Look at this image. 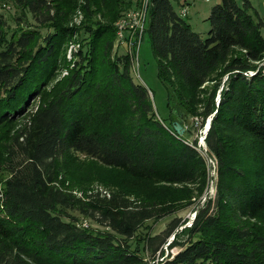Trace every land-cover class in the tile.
Segmentation results:
<instances>
[{
	"label": "trees",
	"instance_id": "1",
	"mask_svg": "<svg viewBox=\"0 0 264 264\" xmlns=\"http://www.w3.org/2000/svg\"><path fill=\"white\" fill-rule=\"evenodd\" d=\"M8 1L16 15L0 18V264H264V20L251 1L220 0L202 38L172 0H148L144 33L167 90L165 119L134 81L131 57L113 52L115 23L137 0L0 5ZM190 118L201 128L212 119L215 194L189 226L176 217L139 238L147 222L194 205L213 178L198 140L187 139ZM76 156L121 172L133 190L73 181ZM167 243L179 250L164 257Z\"/></svg>",
	"mask_w": 264,
	"mask_h": 264
},
{
	"label": "rangeland",
	"instance_id": "2",
	"mask_svg": "<svg viewBox=\"0 0 264 264\" xmlns=\"http://www.w3.org/2000/svg\"><path fill=\"white\" fill-rule=\"evenodd\" d=\"M191 3L192 7L188 10V5L186 7L188 16L181 15V3ZM220 0H172V4L175 7L176 11L191 24L192 29L199 33L202 38L207 37V32L209 30V22L207 21L210 11L213 6L218 4ZM148 0H137L131 8L125 10L122 16L116 21V41L114 44V53L118 54H128L132 59V76L134 81L145 85L150 91V96L153 98V104L158 115L162 118H168L169 109L167 106L168 97L167 90L164 84L158 79L157 76V63L153 56L151 43L148 35H145V20H146V9H147ZM194 4V5H193ZM139 10V11H138ZM16 15V10L14 5L8 1V3H2L0 5V18L7 19L8 23L12 24L13 19ZM80 20V17H79ZM143 22V24H142ZM119 29V30H118ZM121 36V37H120ZM121 39V40H120ZM119 41V42H118ZM77 46H70L71 49H75ZM70 50L68 52L67 58L71 59ZM132 54V55H131ZM67 74L66 71L63 72V75ZM210 119V118H209ZM208 119V120H209ZM208 120L205 123V126L201 128L200 121L196 118H190L186 122L185 128L190 130V135L187 139L192 142L194 139L198 140V150L205 156L208 161L209 166L211 167V176L213 177L210 182L206 194L201 197L194 205L189 206L174 215L167 216L159 221H149L146 225L138 232L139 238L143 236H153L166 229L168 224L176 217L181 218L182 220H189L186 225L189 226L194 219V214L196 209L200 208L208 198L214 196L215 194V181H216V171H215V162L211 163V159L207 158L205 153L206 145L201 142L202 136ZM201 142V143H200ZM75 160L71 163L70 172L72 174L73 181H103L105 183H110L112 185H120L124 189L130 191L133 190L135 185L129 179H126L121 172H118L114 169H108L101 167L92 163L90 160L85 159L83 156H76ZM79 218V222L82 225L90 226L93 228H99V226L88 220L84 219L82 216L77 213L74 214ZM181 230V229H180ZM173 240V237L170 238V241ZM167 243L164 246V257L168 253H176L179 248H168ZM132 246L136 247L137 243L132 242ZM142 247V244H140ZM161 260V258L159 259Z\"/></svg>",
	"mask_w": 264,
	"mask_h": 264
},
{
	"label": "crops",
	"instance_id": "3",
	"mask_svg": "<svg viewBox=\"0 0 264 264\" xmlns=\"http://www.w3.org/2000/svg\"><path fill=\"white\" fill-rule=\"evenodd\" d=\"M250 1H251L252 5L254 6V8L257 10L260 17H262V19L264 20V0H250ZM190 4L191 3H189V2L181 3V8L186 7V5H188L187 7L189 10V8L192 7V5H190ZM187 16H188V14H187ZM262 34L264 35V29L262 31Z\"/></svg>",
	"mask_w": 264,
	"mask_h": 264
},
{
	"label": "water",
	"instance_id": "4",
	"mask_svg": "<svg viewBox=\"0 0 264 264\" xmlns=\"http://www.w3.org/2000/svg\"><path fill=\"white\" fill-rule=\"evenodd\" d=\"M211 120H212L211 118L208 120V124H207L206 129H205V135H207V132H208V130L210 128ZM175 130H176L177 133H179L181 135L184 133V128H183V126L180 123H176L175 124ZM195 216H196V213L194 215V218H195Z\"/></svg>",
	"mask_w": 264,
	"mask_h": 264
},
{
	"label": "built area",
	"instance_id": "5",
	"mask_svg": "<svg viewBox=\"0 0 264 264\" xmlns=\"http://www.w3.org/2000/svg\"><path fill=\"white\" fill-rule=\"evenodd\" d=\"M204 1H209V0H204ZM181 11H182V14H183V15H185V16L187 15V10H186V8H182ZM142 24H143V22H142ZM205 137H206V135H205V132H204V136H202V138H201V142H202V143H205ZM201 142H200V143H201ZM205 145H206V144H205ZM205 151H206V149H205ZM210 162L213 163L212 160H211ZM194 215H195V214H194Z\"/></svg>",
	"mask_w": 264,
	"mask_h": 264
},
{
	"label": "bare ground",
	"instance_id": "6",
	"mask_svg": "<svg viewBox=\"0 0 264 264\" xmlns=\"http://www.w3.org/2000/svg\"><path fill=\"white\" fill-rule=\"evenodd\" d=\"M139 11V10H138ZM181 15L182 16H184L183 14H182V11H181ZM121 19V18H120ZM117 23V22H116ZM117 27V26H116ZM119 30V29H118ZM121 37V36H120ZM121 40V39H120ZM119 42V41H118ZM72 50V49H71ZM71 50H70V53H71ZM132 55V54H131Z\"/></svg>",
	"mask_w": 264,
	"mask_h": 264
}]
</instances>
